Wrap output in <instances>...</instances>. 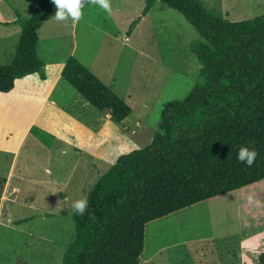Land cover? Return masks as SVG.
<instances>
[{"label":"rangeland","instance_id":"obj_1","mask_svg":"<svg viewBox=\"0 0 264 264\" xmlns=\"http://www.w3.org/2000/svg\"><path fill=\"white\" fill-rule=\"evenodd\" d=\"M40 1L0 0V65L13 59L20 34L18 25L5 24L16 10L29 18ZM197 1L230 21L264 13V0ZM111 2V14L86 6L78 23L46 21L37 54L47 79L29 75L0 93V264H62L74 233L72 201L87 195L120 155L150 144L164 105L199 80L193 46L201 37L180 13L158 0L128 35L146 0ZM71 56L130 106L121 123L58 81L59 65ZM31 126L53 136L50 147L29 134ZM263 251L264 185L149 223L140 262L260 264Z\"/></svg>","mask_w":264,"mask_h":264},{"label":"trees","instance_id":"obj_2","mask_svg":"<svg viewBox=\"0 0 264 264\" xmlns=\"http://www.w3.org/2000/svg\"><path fill=\"white\" fill-rule=\"evenodd\" d=\"M158 0H146L127 31L145 18ZM176 10L201 37L193 51L199 80L181 99L164 105L159 130L150 144L120 155L87 193L83 216L73 213V237L62 264H141L149 223L224 194L264 185V13L230 21L208 12L197 0H160ZM52 0H41L29 18L16 10L5 25H18L13 59L0 65V93L38 74L46 79L37 54L38 30L54 18ZM92 107L121 123L130 106L71 56L61 70ZM50 147L53 136L31 126ZM49 140V141H48ZM240 147L257 153L252 166L237 159ZM264 264V251L259 255Z\"/></svg>","mask_w":264,"mask_h":264},{"label":"clouds","instance_id":"obj_3","mask_svg":"<svg viewBox=\"0 0 264 264\" xmlns=\"http://www.w3.org/2000/svg\"><path fill=\"white\" fill-rule=\"evenodd\" d=\"M55 6L54 18L57 21H71L75 24L78 23L83 16V9L86 6H96L102 9L105 13L111 14L113 6L111 0H52ZM256 151L248 147H240L237 153V159L249 167L253 165L256 158ZM250 201L255 200L257 204L260 203L254 195H249ZM89 201L87 196L74 199L71 204V209L75 215L83 216L87 211Z\"/></svg>","mask_w":264,"mask_h":264},{"label":"crops","instance_id":"obj_4","mask_svg":"<svg viewBox=\"0 0 264 264\" xmlns=\"http://www.w3.org/2000/svg\"><path fill=\"white\" fill-rule=\"evenodd\" d=\"M63 64H61V65H59V69H58V72H57V74H56V78H58V81L60 82V80H59V78L61 79V70H62V68H63ZM45 71H46V67H45ZM34 75V74H33ZM28 77V76H27ZM23 79V78H22ZM46 79H47V76H46ZM45 79V80H46ZM19 80H21V79H18V80H16V82H15V84L17 83V81H19ZM41 80V79H40ZM45 80H41L42 82L43 81H45ZM14 88H15V85H14ZM13 88V89H14ZM13 89H12V91H13ZM12 91H10V92H12ZM10 92H8V93H10ZM8 93H6V94H8ZM35 123V122H34ZM29 134H30V132H29Z\"/></svg>","mask_w":264,"mask_h":264}]
</instances>
